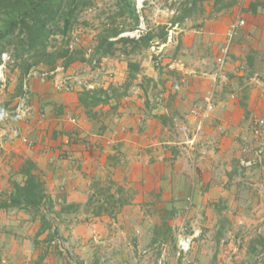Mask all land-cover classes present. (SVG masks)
I'll list each match as a JSON object with an SVG mask.
<instances>
[{"label": "crops", "instance_id": "0c3cea01", "mask_svg": "<svg viewBox=\"0 0 264 264\" xmlns=\"http://www.w3.org/2000/svg\"><path fill=\"white\" fill-rule=\"evenodd\" d=\"M122 11L115 26L134 28ZM167 11L146 13L148 31L167 23ZM238 12H214L210 0L202 26L167 47L161 68L152 43L103 56L114 76L96 105L54 80L30 79L34 115L12 125L33 144L14 139L0 150V264H159L164 256L169 264H264V157L251 169L238 159L251 117H264V11ZM238 16L246 25L219 67L218 45ZM208 91L216 107L200 128L188 112ZM26 160L53 207L4 206ZM185 239L190 251L181 254Z\"/></svg>", "mask_w": 264, "mask_h": 264}, {"label": "trees", "instance_id": "16d2710c", "mask_svg": "<svg viewBox=\"0 0 264 264\" xmlns=\"http://www.w3.org/2000/svg\"><path fill=\"white\" fill-rule=\"evenodd\" d=\"M199 1H179L182 7L179 12L177 11L178 15H175L173 22H180L189 17V13ZM237 1L214 0V12L232 8ZM85 2L86 0H0V64L2 53L8 47H12L14 53L11 62L16 64L20 70L19 89H21L25 76L34 68L52 71L59 65L67 69L75 62L87 64V58L83 52L84 47L81 44H72L76 12ZM121 4L122 13H127L133 25L136 26L138 15L135 0H121ZM164 28L162 27L158 32L148 31L138 40L121 38L114 41L111 38L118 36L125 29L114 25L102 31L98 42L93 43L95 54L103 57L116 53L118 49L124 51L129 48L134 51L140 47H149L152 42L156 41L155 38H159L160 41L165 40L167 32ZM58 35L61 36V44L52 45L51 39ZM131 68L135 73L138 65L131 64ZM81 92V102L88 101L92 105L100 103L102 96L106 94L103 89ZM36 169L34 162L25 161L20 171L24 180L14 182L13 190L4 206L30 209L36 212L40 211L42 205L54 206L53 199L44 181L36 173Z\"/></svg>", "mask_w": 264, "mask_h": 264}, {"label": "built area", "instance_id": "2783aa9c", "mask_svg": "<svg viewBox=\"0 0 264 264\" xmlns=\"http://www.w3.org/2000/svg\"><path fill=\"white\" fill-rule=\"evenodd\" d=\"M153 0H135V8L138 15V24L129 30L122 31L118 38L125 37L138 40L147 32V25L143 17V10L147 3ZM246 25V20L238 16L233 19L225 35V40L221 45L216 57V63L219 67H223L230 55L231 47L235 36L241 28ZM176 30V31H175ZM177 25L170 27L167 30L164 41H154L150 47V54L153 64L161 68L163 60L166 58V49L169 45L177 42ZM116 38H111L115 40ZM83 36L79 30L72 32V44H82ZM85 57L87 58V65L89 67L88 76L80 75L78 73H67L62 66H58L55 70L47 71L41 68H34L28 73L22 83L19 94L15 101L6 109L0 111V149L9 140L20 139L28 145L33 142L21 133L19 128L14 127V121L28 122L34 115L35 109L32 104V93L30 87V79L38 77L42 80H54V84L58 90L63 91H88L94 92L103 88L104 82L111 80L114 76V71L111 65L107 63L105 57H100L95 54L94 44H87L83 48ZM12 60L9 52H4L1 55L0 77L2 76L7 64ZM105 80V81H104ZM234 97V95H232ZM216 104L213 97V91H208L199 101H194L189 109L188 115L197 120L198 126L201 128L202 124L209 120L215 110ZM76 122V119H72ZM178 129L181 132H188L189 127L186 122H180ZM251 138L244 136L240 144L239 165L243 169H251L261 163L264 157V117L253 115L249 125ZM190 251V240L185 239L180 242V253L186 254ZM159 264H169L167 256H164Z\"/></svg>", "mask_w": 264, "mask_h": 264}, {"label": "rangeland", "instance_id": "374dc122", "mask_svg": "<svg viewBox=\"0 0 264 264\" xmlns=\"http://www.w3.org/2000/svg\"><path fill=\"white\" fill-rule=\"evenodd\" d=\"M179 1H183V0H153L152 2H149L150 5H147L144 8L146 12L144 10L142 12L147 25V29L148 26L151 25V18L147 19L146 13L150 17H152V15L156 13L157 9L166 10L167 8L169 11L165 13L168 14H162L163 20L165 19L167 23H165L162 27H165L164 29L167 32V30L170 27L177 25V31H178L177 41L180 39L181 34H183L185 30H191L197 28L200 25L202 26V24L198 23L197 21L200 20L202 16L206 15L204 14V10L207 11V8L210 5V0H203V1L200 0L197 3V6L194 7L193 10L189 13L190 14L189 17H187L185 20L180 22H173L175 15H178V12L182 7L180 6ZM257 2L258 0H238L236 5L233 6L232 8L226 9V12L231 11V14L233 15L234 13H237L240 10L238 14H243L245 15L246 18H247V14L251 16L250 12H252V14L256 12L262 14L264 11V6L258 7L259 3ZM121 7H122L121 0H86L85 4L81 5L76 12L77 18L74 28L75 30H79L81 35L83 36V43L81 45L84 47L87 44H92L91 40L95 39L94 37L96 36V34H94L95 32L101 33L105 29L114 27L115 23L117 24L119 22L117 21V18L119 17ZM175 9L176 11L174 12ZM157 15L161 16V13H158ZM123 24L126 27H130L131 25H133L132 19L127 15L125 21H123ZM162 27H159L156 30L153 29L152 31L158 32ZM61 42L62 40L60 35L54 36L51 39L52 45H60ZM178 43L176 44L178 45ZM220 43L221 44H219L218 47H220V45L223 44V42ZM4 52H9L11 56L14 53L12 47H8ZM209 58L212 59V57ZM86 67H88V65ZM88 71L89 70L86 69L82 71H77L73 69L71 70V73L74 72L80 75L87 76ZM19 79H20L19 67L13 62H10L9 64H7L6 69L4 70L2 76L0 77V81H1L0 111H2L4 108H7L10 104H12L15 101L17 94H19L20 92ZM6 143L4 144V147ZM3 148H1L0 150H2ZM42 207H46V206L42 205Z\"/></svg>", "mask_w": 264, "mask_h": 264}]
</instances>
